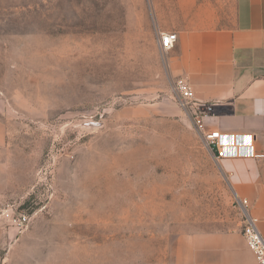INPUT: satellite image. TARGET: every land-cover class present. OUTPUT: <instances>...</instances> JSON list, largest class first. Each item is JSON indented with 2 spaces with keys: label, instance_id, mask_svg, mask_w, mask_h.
<instances>
[{
  "label": "rangeland",
  "instance_id": "1",
  "mask_svg": "<svg viewBox=\"0 0 264 264\" xmlns=\"http://www.w3.org/2000/svg\"><path fill=\"white\" fill-rule=\"evenodd\" d=\"M232 1L0 0V264H191L241 234L157 44Z\"/></svg>",
  "mask_w": 264,
  "mask_h": 264
},
{
  "label": "crops",
  "instance_id": "2",
  "mask_svg": "<svg viewBox=\"0 0 264 264\" xmlns=\"http://www.w3.org/2000/svg\"><path fill=\"white\" fill-rule=\"evenodd\" d=\"M174 32L168 74L213 105L205 128L252 138L253 157L220 159L218 166L234 198L247 201L264 240V0H233L225 16L200 14ZM190 240L191 264H256L237 231Z\"/></svg>",
  "mask_w": 264,
  "mask_h": 264
},
{
  "label": "built area",
  "instance_id": "3",
  "mask_svg": "<svg viewBox=\"0 0 264 264\" xmlns=\"http://www.w3.org/2000/svg\"><path fill=\"white\" fill-rule=\"evenodd\" d=\"M176 42L177 35L174 32L160 31L157 35L159 51L164 54L171 51ZM173 90L178 96L179 106L201 133L205 144L217 160L254 156L251 136H232L223 134L218 130L208 131L205 128L204 120L213 111V105L197 101L191 86L186 80L175 79ZM262 191L264 194V186ZM236 203L242 216L241 236L245 245L254 256L256 264H264V240L258 230L257 221L249 215L246 200L236 199Z\"/></svg>",
  "mask_w": 264,
  "mask_h": 264
},
{
  "label": "water",
  "instance_id": "4",
  "mask_svg": "<svg viewBox=\"0 0 264 264\" xmlns=\"http://www.w3.org/2000/svg\"><path fill=\"white\" fill-rule=\"evenodd\" d=\"M82 126L86 128H99L101 127V123L87 122V123L82 124Z\"/></svg>",
  "mask_w": 264,
  "mask_h": 264
}]
</instances>
